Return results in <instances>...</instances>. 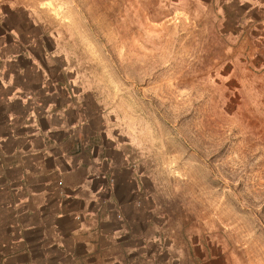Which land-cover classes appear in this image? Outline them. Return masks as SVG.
Masks as SVG:
<instances>
[{"label": "rangeland", "instance_id": "1", "mask_svg": "<svg viewBox=\"0 0 264 264\" xmlns=\"http://www.w3.org/2000/svg\"><path fill=\"white\" fill-rule=\"evenodd\" d=\"M221 2L4 4L64 77L67 123L126 168L134 231L171 264H264V21Z\"/></svg>", "mask_w": 264, "mask_h": 264}, {"label": "crops", "instance_id": "2", "mask_svg": "<svg viewBox=\"0 0 264 264\" xmlns=\"http://www.w3.org/2000/svg\"><path fill=\"white\" fill-rule=\"evenodd\" d=\"M220 1L232 2L243 19L264 21V0ZM4 4L0 264H171V256L150 252L152 240L134 231L126 212L132 191L123 192L125 181L117 179L126 168L97 135L86 134L79 118L67 123L64 77L50 78L33 37L20 22L12 24L15 4ZM97 148H105L109 165L99 162Z\"/></svg>", "mask_w": 264, "mask_h": 264}]
</instances>
